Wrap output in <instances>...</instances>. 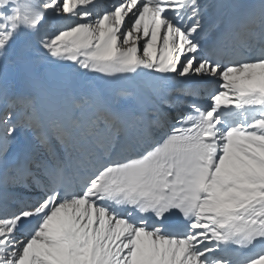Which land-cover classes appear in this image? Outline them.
Segmentation results:
<instances>
[{"label": "snow or ice", "instance_id": "obj_1", "mask_svg": "<svg viewBox=\"0 0 264 264\" xmlns=\"http://www.w3.org/2000/svg\"><path fill=\"white\" fill-rule=\"evenodd\" d=\"M0 189V264H264V0H0Z\"/></svg>", "mask_w": 264, "mask_h": 264}, {"label": "bare ground", "instance_id": "obj_2", "mask_svg": "<svg viewBox=\"0 0 264 264\" xmlns=\"http://www.w3.org/2000/svg\"><path fill=\"white\" fill-rule=\"evenodd\" d=\"M113 0H99V3L103 5H110ZM246 3H257L258 0H244ZM221 18V12L217 9H210L205 17V23L207 25L215 24ZM181 86V81L179 80H170L168 82H161L156 80L154 77L149 75H140L134 78H126L121 80H115L110 82L109 90H115L117 88H128L134 90L139 97L142 99L147 98L148 100H155V93H164L172 91L173 89L179 88ZM41 114L45 117L51 115L48 110L46 102H41L39 105ZM165 111H174L173 109L165 108ZM10 191H13L16 195H22L23 197H29L32 195L31 192L20 188L12 187L9 188Z\"/></svg>", "mask_w": 264, "mask_h": 264}, {"label": "rangeland", "instance_id": "obj_3", "mask_svg": "<svg viewBox=\"0 0 264 264\" xmlns=\"http://www.w3.org/2000/svg\"><path fill=\"white\" fill-rule=\"evenodd\" d=\"M53 23H56V21H55V19L53 18V21H52Z\"/></svg>", "mask_w": 264, "mask_h": 264}]
</instances>
